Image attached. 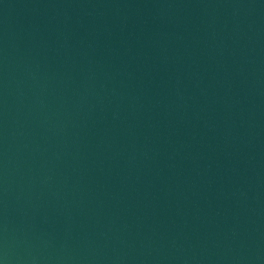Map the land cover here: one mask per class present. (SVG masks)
I'll use <instances>...</instances> for the list:
<instances>
[{
  "label": "water",
  "instance_id": "1",
  "mask_svg": "<svg viewBox=\"0 0 264 264\" xmlns=\"http://www.w3.org/2000/svg\"><path fill=\"white\" fill-rule=\"evenodd\" d=\"M0 264H264V0H0Z\"/></svg>",
  "mask_w": 264,
  "mask_h": 264
}]
</instances>
